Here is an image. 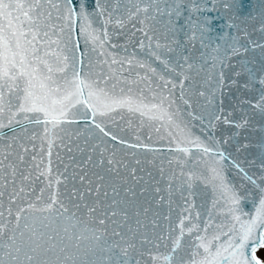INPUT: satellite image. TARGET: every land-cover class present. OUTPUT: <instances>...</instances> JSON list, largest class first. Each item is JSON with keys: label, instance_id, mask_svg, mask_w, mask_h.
Wrapping results in <instances>:
<instances>
[{"label": "snow or ice", "instance_id": "obj_1", "mask_svg": "<svg viewBox=\"0 0 264 264\" xmlns=\"http://www.w3.org/2000/svg\"><path fill=\"white\" fill-rule=\"evenodd\" d=\"M0 264H264V0H0Z\"/></svg>", "mask_w": 264, "mask_h": 264}]
</instances>
